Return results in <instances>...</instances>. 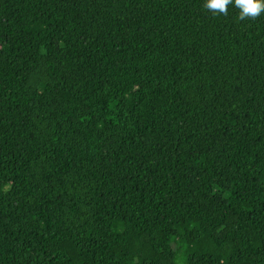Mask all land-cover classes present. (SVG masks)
Listing matches in <instances>:
<instances>
[{"label": "trees", "instance_id": "1", "mask_svg": "<svg viewBox=\"0 0 264 264\" xmlns=\"http://www.w3.org/2000/svg\"><path fill=\"white\" fill-rule=\"evenodd\" d=\"M0 0V264H264V13Z\"/></svg>", "mask_w": 264, "mask_h": 264}, {"label": "clouds", "instance_id": "2", "mask_svg": "<svg viewBox=\"0 0 264 264\" xmlns=\"http://www.w3.org/2000/svg\"><path fill=\"white\" fill-rule=\"evenodd\" d=\"M234 2L239 10L238 19L256 20L264 13V0H205L204 7L214 15H228V7Z\"/></svg>", "mask_w": 264, "mask_h": 264}, {"label": "rangeland", "instance_id": "3", "mask_svg": "<svg viewBox=\"0 0 264 264\" xmlns=\"http://www.w3.org/2000/svg\"><path fill=\"white\" fill-rule=\"evenodd\" d=\"M183 259V251L180 250L177 254V258H176V263L177 264H184V262L182 261Z\"/></svg>", "mask_w": 264, "mask_h": 264}]
</instances>
